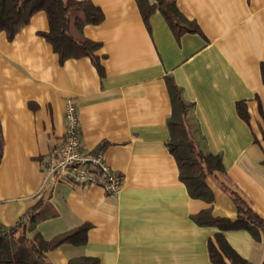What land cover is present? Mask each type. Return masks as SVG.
I'll return each instance as SVG.
<instances>
[{
	"label": "crops",
	"instance_id": "0c3cea01",
	"mask_svg": "<svg viewBox=\"0 0 264 264\" xmlns=\"http://www.w3.org/2000/svg\"><path fill=\"white\" fill-rule=\"evenodd\" d=\"M91 1L104 19L83 33L99 42L102 73L86 55L60 63L42 35L45 10L12 39L0 30V226L27 212L28 236L89 224L83 243L46 252L53 264L76 256L98 264H215L208 240L219 229L193 216L208 209L234 220L237 195L264 220V0H175L198 29L180 34L159 10L145 22L135 0ZM167 76L190 104L199 147L222 156L224 171L205 177L210 201L189 195L167 147ZM67 100L77 107L83 148L102 149L123 177L117 194L43 173L44 156L62 140ZM223 234L241 257L264 260L262 232Z\"/></svg>",
	"mask_w": 264,
	"mask_h": 264
},
{
	"label": "trees",
	"instance_id": "16d2710c",
	"mask_svg": "<svg viewBox=\"0 0 264 264\" xmlns=\"http://www.w3.org/2000/svg\"><path fill=\"white\" fill-rule=\"evenodd\" d=\"M135 1L145 22L155 10H159L175 33L198 30L196 25L182 15L175 0ZM41 9L47 12L49 21V29L42 32V35L59 55L60 63L71 57L79 58L86 55L102 73V66L95 54L99 42L86 37L83 33L86 24H96L104 19L101 8L91 0H0V30H4L7 38L12 39L28 23L31 15ZM259 65L264 81V62ZM166 82L172 104V111L167 120L170 131L167 147L177 163L179 178L185 184L189 195L210 201L213 195L205 182V177L216 171H224L222 156L199 147L187 121L190 104L183 98L181 89L172 76H167ZM236 108L239 115L247 120L245 102L238 100ZM232 198L237 208L236 219L215 217L208 209L193 218L200 225H215L219 229L213 238L208 240L207 252L213 263L254 264L234 251L223 230L245 228L258 238L260 232L264 234V220L244 199L237 195H233ZM29 215L28 212L21 215L13 225L0 226V264H53L47 259V251L64 242L81 244L86 239V230L89 227L87 223L51 238H45L38 232L28 236V231L32 230L26 226ZM67 264H98V259L91 256H76L70 258ZM259 264H264V260Z\"/></svg>",
	"mask_w": 264,
	"mask_h": 264
},
{
	"label": "built area",
	"instance_id": "2783aa9c",
	"mask_svg": "<svg viewBox=\"0 0 264 264\" xmlns=\"http://www.w3.org/2000/svg\"><path fill=\"white\" fill-rule=\"evenodd\" d=\"M64 133L57 148L50 150L43 159L42 171L73 183L98 185L107 194L121 190L123 177L108 164L102 149L86 150L82 146L77 107L67 100L63 109Z\"/></svg>",
	"mask_w": 264,
	"mask_h": 264
}]
</instances>
